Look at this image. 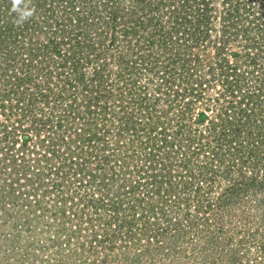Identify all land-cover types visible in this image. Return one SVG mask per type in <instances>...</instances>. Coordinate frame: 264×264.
Returning a JSON list of instances; mask_svg holds the SVG:
<instances>
[{
	"label": "rangeland",
	"instance_id": "374dc122",
	"mask_svg": "<svg viewBox=\"0 0 264 264\" xmlns=\"http://www.w3.org/2000/svg\"><path fill=\"white\" fill-rule=\"evenodd\" d=\"M163 1L164 5H157V8H154L158 0H113V7L116 6L115 9L118 13L113 18L115 30L112 33V22H110L104 0H56L49 8L47 7L48 0H22L19 8L32 13L23 19L20 12L13 11L12 0H0V25H4V21L12 15L11 20L17 25L15 27L20 34L17 37L18 44L16 47L12 45L11 39L8 37L7 44L3 45L4 49L0 50V76L2 79L10 78L12 72L15 73V76H19L28 71L23 60H21L24 59V55L20 54V52L22 53L20 37L24 32L27 36L22 37V43L28 41L33 47H40L38 45L46 41V45H48L46 62L51 57L48 66L55 70L53 67H56V62H59L60 57L58 55L63 54L68 45L74 46L75 52L80 50L79 46H75V43L79 42L82 36L76 33L75 27L77 25L69 22L68 18L78 15L96 22L85 28L83 24L82 26L78 25L81 29H77L82 32L86 31L91 42L96 43L94 44L95 52L92 49H83L81 50L82 53L76 54L75 57H78L79 61L78 70L82 71L85 77L91 75L96 63L99 61L104 63L101 83L104 89L102 87L103 92H101L99 99L107 101L109 108L113 109V112L108 113L110 118L105 119L106 123L110 125V129L102 137L104 147L108 145V148L105 147L104 150L109 156H113L112 161L108 162L107 165L113 166L112 171L117 172L116 169L119 164H116L113 158L121 157V155L123 158L126 157L123 169L119 171L117 179L107 186L108 194L103 198L99 197L97 191V179H94L93 182L95 183L89 182L93 178L90 174L94 171L98 173L95 160L81 163L83 166L80 168V164L76 165V160H61L60 157H57L62 152L69 154L68 156L71 155V159H73L79 149L73 148V143L69 144L68 149L60 142L54 146V153H57L54 154L51 161H55L54 166L60 163L61 173L46 168L45 162L38 157L43 152L47 153L46 147L51 142H58L60 138L66 139L68 135L74 137V131H71L72 127L77 132L85 126L93 127L94 130V127L98 125H94V123H100V120L96 117L90 118L86 115L87 113L81 118L66 111L61 114L59 111V108L63 107V103L72 101L74 104L78 103V108H82L83 103H85L84 99L88 98L87 101H89L91 98L89 91L84 90L80 83L76 84L74 89L66 88L68 91H65V96L59 100L55 99L60 106L57 105L52 111L50 110L51 106L49 107L50 104L46 105V98H44L43 105V100L38 98L39 94L38 96L34 94L37 91L46 93L47 84L54 91L56 88L53 86L55 81L61 85L63 83L62 76L68 69L66 64L59 69L56 68L57 71L63 70L61 78L57 80H46L41 75L40 77H33L31 81L27 82V85H21L17 89V93H14L17 96L20 95L18 101L22 102L23 94L33 93L32 96L30 95L35 98L33 112L39 113L37 108L41 107L40 113L45 118L47 116L49 121L45 122L42 127L41 124L43 123L40 121L31 119L27 115L26 117L21 116L23 127H26L29 124V119H31L35 123L34 127H39L38 130H34V127L30 128L31 130H26L30 139L24 147H22L23 145L17 138L18 134H16L17 140L11 148H7L5 151L0 149V264H264V165L262 163L264 153H260L259 149H256L259 152L258 161L252 164L248 163L247 160L240 162L233 156L235 152L233 149H230L233 154L227 151V145L231 146V142H227L228 139L222 145H218L216 140L210 139L209 149L207 147L204 149L203 157L192 158L187 169L179 168L177 164L181 158L180 155L183 156L187 148H192L198 143L203 144L208 139L204 140V138L197 137L200 134L197 132V128L200 130L203 127H200V124H198L199 126L193 124L190 119L186 118L188 115L179 119L175 107H168L166 111L167 102L161 98L155 105L156 111L160 108L163 111L161 114H155L160 116L159 119L163 121L162 125L164 124L167 130L172 129V131L168 133L167 145L163 146L158 139L155 140V146H158L159 151L157 156L171 149L168 177H164V171L160 167L155 169L159 177L157 184L161 185L159 195L157 192H153V188L150 187L151 185L148 183L150 178L139 172L142 163V150L138 148V144L145 139L142 134L143 130L140 128V123L145 121L144 114H140L142 111L138 113L134 107L126 102H129L130 94H138L139 85L146 84L149 92L154 89L153 84L156 83L159 76L156 74L164 71L162 65H165L168 60L166 58L168 54L165 53L168 52V49L174 51L175 37H180V33L174 34L172 24L175 22L168 12V4L181 3L182 0ZM139 3H143V11L144 13L147 12L143 16L148 15L150 19L146 20L142 27L136 26L135 34H132L133 32L128 27V25L131 26L132 22L129 21L137 17L139 21L142 18ZM262 4L264 5V0H251L246 2L245 6L242 5V1L208 0L209 15L206 22L208 29L206 42L195 44L192 47L187 40L185 43L188 45L183 47L182 51V53H190L198 57L200 67L197 68L196 75L207 73L206 67L208 61L212 60L214 44H220L224 41L222 51L225 52L228 61L232 62V53L239 52L241 55L237 57L240 65L237 66L236 73H238V77L240 75L245 77V83H242L240 78L237 85L241 84V89L244 87L248 90L254 89V81L259 82L255 75H262L260 68L263 69L264 66L254 67L251 76L249 73L246 74L245 71L251 68L247 65L248 59L244 56V51L248 48L245 49L243 46L245 43H249V40H255L250 44H258L257 42H259L256 40L259 39L264 29L261 26L264 17ZM148 9L149 12L146 11ZM248 13H252L255 18L247 15ZM261 15L262 18H260ZM96 19L98 20L96 21ZM257 22H261L258 29L256 28ZM23 25H26L27 28H23ZM122 26L128 28L126 36H122L120 31ZM221 26L227 29L224 36L221 33ZM174 27L178 26L174 25ZM170 33L172 39L170 41L165 40L167 41L166 46L160 45V35ZM150 34H154L152 37L154 39L152 45L154 54L151 58L156 59V64L154 63L153 69L149 70L147 69L148 66L146 67L142 62H139L134 65L136 69L130 70L135 71L133 76H128L130 75L129 71H125L123 77H118L122 74L117 72V54L121 50L124 51L123 47L129 46L131 49L127 60L131 62L130 60L135 57V49L133 48L140 44L143 45L140 50L147 54L148 35ZM182 39L187 38L176 39L177 43L182 42ZM50 40L57 46L58 50L51 51ZM98 49L102 54L99 55L98 61H95L91 54L92 52L96 54ZM249 49L253 51L252 48ZM52 52L57 56H47ZM7 55H11L12 59H5ZM87 58L90 59L88 62L85 60ZM36 59L37 57L31 58V63ZM258 61L261 62L262 59L258 58ZM8 64L9 66H7ZM151 64L152 62L149 63V66ZM28 67L32 68L30 65ZM169 67L167 64L166 69ZM155 71L158 72L155 74ZM183 72L184 75L186 71L183 69ZM195 74L192 78H196ZM223 76L224 73L220 72L218 67H214V73L209 76L207 85L202 91L203 98L213 96V93H218L220 89H223L219 82ZM233 78L232 75L227 77L231 83ZM218 88L219 90H217ZM224 94H226V99L223 101L225 104L230 97L227 93ZM238 95V92L235 93L232 97L233 100L236 101ZM51 98L50 96L47 97L49 101H52ZM82 99L83 101L80 102ZM120 100H123V106L126 109L128 107L135 109L132 114L134 117L131 118L136 129L135 134L129 128L119 135L116 134L119 120L117 114L113 116L112 113L116 112L117 102ZM204 103V101L200 105L195 103L191 114L199 111L201 106L205 108ZM262 104L264 105V102ZM13 105L19 109L14 106L16 112L13 111L14 116L11 115V119L18 117L19 115L16 113L21 110V106L17 102ZM210 108L206 110L208 115L213 116L214 113L218 112L216 106L212 105ZM257 108L254 110L256 111ZM259 113L263 115L264 108L255 113L251 124L241 129V136H239L238 141H242L240 142L242 145L240 152L243 156L248 148L245 147L246 144L249 145L251 142L258 141L259 131H264V121L258 116ZM58 115H64L60 118V127L55 123ZM237 117L235 116V122H237ZM5 123H8V119L5 115L0 114V139L3 138L1 130L2 124ZM175 129L179 130L176 131ZM98 131L101 132V130ZM18 133L22 135L23 132L19 131ZM116 138H118L117 141H115ZM114 142L122 144L120 151ZM258 144L254 145L258 147ZM123 145L126 151H124ZM93 147L95 150L103 151L99 142L98 144L95 143ZM86 148L84 144L82 149L85 150ZM21 153L24 155L23 168H18L14 172L8 159L12 156L16 162H22ZM235 155L237 154L235 153ZM34 156H38L37 161L32 160ZM200 162L205 163V167L201 168ZM72 167L73 171L70 170ZM37 170L42 172L40 180L31 178V181H27L26 176L32 177V173L36 174L35 171ZM102 171L105 170L100 169V173ZM148 173L147 175H149ZM251 176L256 178L257 183L247 188V181ZM102 178H105L103 179L105 182L108 176H102ZM133 180L139 181L137 183L140 185L132 192L130 191V184L133 183ZM61 181H63V187H59V190L70 195L65 199L66 204L63 206L65 213L63 214L56 204V200H58L62 206V200L58 194L60 192L56 187L54 188L55 184ZM238 183L243 185V189L232 191L229 188L232 184L238 185ZM180 186H183L184 189ZM165 188L168 190L164 191ZM91 192L97 194L96 197L92 196L96 200L97 208L92 205L93 201L88 198ZM182 193H186V196H182L184 195ZM136 195L140 196L139 204L136 203V198H133ZM107 200L109 204L107 205L106 202L105 205ZM111 201L129 206L135 204V206L132 208L122 206V208L115 210L111 206ZM115 203L114 205H116ZM71 206L73 208H70ZM122 219L124 221L132 220L136 224H131L129 228L124 224V226L117 227V224L123 222Z\"/></svg>",
	"mask_w": 264,
	"mask_h": 264
},
{
	"label": "trees",
	"instance_id": "16d2710c",
	"mask_svg": "<svg viewBox=\"0 0 264 264\" xmlns=\"http://www.w3.org/2000/svg\"><path fill=\"white\" fill-rule=\"evenodd\" d=\"M49 4L47 3V7L49 8V6L52 5L53 2H55L56 0H48ZM191 1V3L189 2ZM236 2L238 1H242V5L245 6L246 2H250L251 0H235ZM105 2V6H107V13L110 16V22H112V27L113 25V18H115L117 16L118 11L115 9L114 4L112 3L113 0H104ZM195 2V3H194ZM139 11L142 13H140V15L142 16V20L140 19L139 21L137 20V18L130 20L129 22L131 23V26L128 25L129 30L131 32H133L132 34H135V30H137L136 26L142 27V25L144 24V22L146 20H149L150 18L148 17V15H146L145 17L143 16L144 14H146L147 12L144 13V6H142L141 3H139ZM156 4V3H155ZM154 4V5H155ZM164 1L163 0H158L157 5H164ZM168 12H170V17H172L173 19V31L174 34H176L177 32L180 33V37H175V46H174V51H170L169 49L166 51L168 54L167 55V62L165 63L163 70L164 71H160L159 73H157L158 71H155L156 75L158 76V79L156 81L155 84H153V88L151 92H149L147 90L148 87H146V84L144 85H139L138 86V94H130L129 96V102H126L127 104L131 105L132 107H134L136 109V111H142V113L140 112V114H144V122L140 123L141 126V130L142 134L144 135L145 139L144 141H140V143L138 144V148L140 150H142V163L140 164V171L142 173L143 176H147L149 179L148 183H150V187L153 188V192H157L159 195V186L157 184V182L159 181V177L155 171V169L157 167H160V169L162 171H164L163 173L165 174L164 177H168V174L170 172V167L169 165L171 164L169 161V155L171 153V149L168 151H163L164 153L160 154L159 156H157V152L158 151V146H155V140L158 139V141L161 142V144L164 146L165 144L167 145L168 143V133H170L172 131L171 130H167V127L163 124L162 125V120L159 119L160 116H157V114L155 113H159L161 114L163 109L160 108V110L156 111V103H158V101L162 98L164 99L166 102V111L168 107H175L177 115L179 117V119L181 118H185L187 115L188 119H190V121L195 124L196 126H199L198 124H200V127H203V129L198 130L199 128H197V132L200 133L197 137L199 138H204L208 139L206 140L203 144L202 143H198V145H195L192 148H187V151H185L186 153L182 156L180 155V159L179 162L177 164V166H179V168H188L190 166L191 163V159L195 158V157H203V153H205V148L209 147V140L213 139L216 140L218 142V145H222L223 142H231V146L227 145V151H230V149H233L234 152V157L237 158L236 160L240 161V162H247L248 163H255L256 161L259 160V152L257 151L259 149L260 153H264V131H259L260 134H258V141H254L255 143L251 142L249 143V145L246 144V154H244V156L242 155V153L240 152V149L242 148L240 145V142L242 141H238L240 133H241V129L245 128L247 125L251 124L255 113L259 112V110L261 108H264V105L262 104V102H264V68H260V72L263 73L260 76H256V78L259 79V82H255V85H253L254 89L248 90L246 87L241 89V84L237 85L238 79L241 80L242 83H245V77H243V75H240L239 77L237 76L238 73H236V68L237 66H239L240 64L237 61V57H240L241 55H239V52H235L232 53L231 55L232 57V62L228 61L226 56H225V52L222 51V48H224V41H222V43H217L214 44V51L212 53V57H211V61H208L207 63V67L206 69L208 70L206 74H202V73H198L200 75H196V71L198 70L197 68L200 67L199 63H198V57L194 54H190V53H182L183 51V47H187L188 43H185L187 40H189L190 44L192 47L195 46V44H204L205 38L207 36V27H206V22L208 20V0H182V2L177 3V4H168ZM263 5V4H262ZM153 6V5H152ZM249 6V5H248ZM264 6V5H263ZM181 9V11H179ZM48 10V9H46ZM78 10V9H77ZM183 10V11H182ZM146 11H150L149 9ZM133 12V11H131ZM249 16H251L252 18L254 17V15L251 14H247ZM192 16H194L192 18ZM12 15H10L8 17L7 20L4 21V25H0V50L4 49L3 45H6V41H8V37H10V42L12 43V45H14L15 47L18 44V36L20 34H18V30H17V25H15V23L11 20ZM255 18V17H254ZM260 18H262V15L260 16ZM98 19H96L97 21ZM101 20V18H100ZM104 22H106V20L102 19ZM69 22H72L73 24L77 25L76 28V33H78L79 35H81V39L80 41L75 43V46H79L78 51H74V46L72 45H68V47L66 48V50L63 52V54L58 55L59 58V62H56L57 65L55 68V70L51 69L52 67L48 66L49 62L51 61V57L50 59H48V61L46 62V52L48 49V45H46V41L41 43V45H38L40 47H33V45L30 42H25L22 43V37L27 36V34L24 32L20 37V46L22 49V53L20 52V54L24 55V59L23 60V64L26 66V73L23 72V74H20L19 76H15V73L12 72V75L14 76L12 78V75H10V78H4L2 79V76H0V114L5 115L6 119H8V123L2 124V130L1 133L3 135V138L0 139V149H3L5 151V149H9L13 146V143L17 140L16 139V134H18V140L19 142L23 145L22 147H24L25 144H27V142L30 139V135L27 134L26 130L30 129L32 127H34V121L31 119H36L38 121H40L41 126L43 127L45 122L47 123V121H49V118L46 116V118L44 117L43 114H41V107L37 108L39 113H34V103H35V98H32V94L33 93H26L23 94L22 96V102L18 101V99L20 98V95H15L14 93H17V89L20 88L21 85H27L28 81H31V79L35 76L40 77L41 75L44 77V79L46 80H51V79H59L61 78V74L63 73V70L57 71V69L63 67L65 64L68 65V69L66 71V73L64 72V76H62L63 79H61L63 81V83L61 85H58V82L55 81L54 85L56 88L54 89V91L52 90V88L50 89V87H48V84L46 85V93H42V91H37V93H34L35 95L38 96L39 99L43 100V105H44V98H46V105L50 104L49 107L51 106L50 110H54V108L58 105L60 106L56 100H59V98H63L65 96V91L69 88H73L74 86H76V84L80 83L81 87L85 89H87L89 91V96L91 97L88 100V98L85 100L83 103V107L82 108H78V103L74 104L72 101L69 103H63V107L57 109L59 111H61V114H64V112L66 111L67 113H71L73 116L76 117H83L86 115L90 116V118H99L100 123H94L98 124L96 127H94L95 129L93 130V127H83L81 129H79L80 133H78L77 131H75L74 127L71 128V131H74V137H70V135L67 136V138H60V140L58 142H51L50 145H48L46 147L47 153H41V155L38 156H34L33 157V161H37V157L39 159H42L45 164H46V168L48 167L49 170H55L56 172H60V166L58 163L57 166H54V162L55 161H51V159L54 157V154H56L57 152L54 153L55 148L54 146H56V143H61L62 145L66 146V149L69 148V144L73 143V148H79L76 151V154L74 156L73 159L72 156H68L69 154H65V153H60L57 155V157L61 160H76V165L80 164V168H82L83 165H81V163H84L86 161H93L95 160L96 162V169L98 171L97 172H93L92 177L89 182L90 183H95L93 182L94 179H97L96 184L98 185L97 187V191L99 194L100 198H103L105 196H107L108 194V188L107 186L110 185L111 183H113L116 179H117V175L119 174V171L121 169H123V165L126 162V157L123 158L122 155L121 157H115L113 158V161L116 162V164H119L118 168L116 169L117 172L112 171L113 170V166H109L107 165L108 162L112 161V155H108V153L104 150L105 147L108 148V145H105L104 147V141L103 138L105 136V133L108 132V130L110 129L108 125V123H106L105 119L106 118H110V116L108 115V113H110L113 109L109 108V104H107V101H101L99 98L101 96V92H103L102 87L104 89V86H101L102 83V78H103V73L102 70L104 69V63L99 61V63H96V65H94L95 67H93V70L91 72V75L89 76H84V73L82 71L78 70V65H79V61H78V57H75V55L77 54H81V50L83 49H92V51L95 52L94 49V44H96L95 42L92 43L91 40L87 37L86 31H79L77 30L78 25L83 24L84 28L85 27H89L92 24H95L96 22H94L92 19L87 20L86 17L84 16H78L75 15L74 17H69L68 18ZM138 22V23H137ZM125 23H127V21H125ZM137 23V24H135ZM261 22H257L256 24V28L258 29V25ZM140 24V25H139ZM223 24V23H222ZM178 26V27H174ZM262 28H264V17H263V21H262ZM23 28H27L26 25L22 26ZM221 33L224 36L225 32L227 33V29H225L224 26H221ZM81 29V28H80ZM114 27L111 28L112 33L114 32ZM120 31L122 32V36H126V33H128V28L125 26L120 27ZM244 32V30L242 31V33ZM12 33V34H11ZM162 34V33H161ZM230 34V33H229ZM154 34H150L148 35V43H147V49H148V53L145 54L143 51H141L140 49L143 48V45H135V47L133 49H135V57L134 59L132 58L129 62L127 60V56H129V51H130V47L126 46L123 47L124 51L121 50L117 56H116V64H117V72L118 74H122L119 75L118 77H123L124 76V72L125 71H129L130 75L128 76H133L132 74H134L135 71H130L132 70V68H135L134 65L138 64L139 62H142L144 64V66L146 65L147 69L152 70L153 67L156 64V59L155 58H151L152 54H154L152 52V45H153V37ZM30 36V35H29ZM167 36V37H166ZM182 37H186L187 39H182V42L177 43V40L179 38ZM158 38V37H157ZM167 38V39H166ZM7 39V40H6ZM26 39V38H24ZM159 39H161V41L159 42L160 45L162 44V46H166V42L170 41L172 39V34H167V35H160ZM177 39V40H176ZM69 40V39H68ZM167 40V41H165ZM158 41V40H157ZM252 41L255 40H249V43H245L244 44V48L248 50L244 51V56L246 59H248L247 61V65L251 68L250 70L248 69V71H245V73H249V75L251 76V74L253 75V68L254 67H260V65L264 66V29H263V33L260 34L259 39H257L256 41L258 44H254L251 43ZM50 43V49L51 51H56L58 50L57 46H55V44H53L51 42V40L49 41ZM81 45V46H80ZM19 46V47H20ZM203 46V45H202ZM165 48V47H164ZM249 48H252L253 51H251ZM68 49V50H67ZM19 50V48H18ZM99 50V49H98ZM181 51V52H180ZM92 52V57L93 60L95 59V61H98L99 59V55L102 54V52L99 50L96 54ZM95 54V55H94ZM134 54V53H133ZM57 56L55 55L53 52L52 54L49 53L47 54V56ZM184 55H186L184 57ZM29 56V57H26ZM33 57H37L36 60H33L34 62L31 63V58ZM87 57V56H86ZM9 58L12 59L11 55H7V57H5V59L9 60ZM151 58V59H150ZM258 58H261L262 61H258ZM29 59V60H28ZM27 60L29 61L27 63ZM87 62L90 60L89 58L85 59ZM26 62V64H25ZM151 66H149V63H151ZM212 62V63H211ZM46 63V65H45ZM155 63V64H154ZM186 63V64H185ZM53 64V63H52ZM167 64L170 66L169 69H166ZM185 64V66H184ZM31 66L32 68H29L28 66ZM131 65V66H130ZM9 66V64L7 65ZM58 66V67H57ZM178 66V68H177ZM194 69H191L192 67ZM214 67H218L220 72L224 73L223 78L221 77L220 79V83L223 87V89H220V91H218V93H213V96H208V97H204L202 96V91L204 90L205 86L207 85V79L209 78L210 75H213L214 73ZM57 68V69H56ZM177 68V69H176ZM136 69V68H135ZM146 69V68H145ZM183 69L186 71L185 74L183 75ZM78 70V71H77ZM2 68H1V72H2ZM34 71V72H33ZM32 72V73H31ZM189 72V73H188ZM184 73V72H183ZM259 73V74H261ZM194 74L196 75V78H192L194 77ZM34 75V76H33ZM70 75H72V77H70ZM233 76V81L231 83V81H229L227 79V77L229 76ZM105 76V75H104ZM207 76V77H206ZM236 76V78H235ZM85 77V78H84ZM106 77V76H105ZM260 77V78H259ZM232 79V78H229ZM88 80V81H87ZM263 80V81H262ZM155 82V81H154ZM234 83V84H233ZM35 84V83H34ZM58 85V86H57ZM67 88V89H66ZM101 88V89H100ZM23 90V89H22ZM136 90V89H135ZM219 90V88L217 89ZM68 91V90H67ZM145 91V92H144ZM50 92V93H49ZM122 92V91H121ZM239 93V95L236 98V101L233 100L232 97H234L235 93ZM93 93V95H92ZM229 95L230 99L228 101L225 102V104L223 103V101L226 99V94ZM52 94V95H51ZM121 94V93H120ZM28 95V96H27ZM31 95V96H30ZM55 95V96H54ZM50 96L52 97V101H49L47 99V97ZM57 96V98H55ZM69 96V95H68ZM211 99H208V98ZM222 97V99H220ZM56 99V100H55ZM152 100V101H149ZM83 99L80 101L82 102ZM87 101V102H86ZM123 100L118 101V106L116 109L115 113H112L113 116L114 114H117V119L119 120V124H118V128L116 130V134L119 135L121 132H123L124 130L128 129L135 134L136 133V129L134 126V123L132 124L131 122V118L134 117L132 114L135 111V109H133L132 107H128L127 109L125 108V106H123ZM204 103V107L201 106V109L199 111H196L194 114H191V111L193 110V105L195 103L197 104H202V102ZM19 104L21 106V110L19 112H17L16 114L19 115L18 117H13V119H11V115L14 116L13 111L16 112L14 106V103ZM62 103V101H61ZM260 103V104H259ZM259 104V105H258ZM42 105V106H43ZM62 105V104H61ZM134 105V106H133ZM216 106L218 109V112L214 113L213 116H210L206 113V110L208 108H210V106ZM16 107V106H15ZM164 107V108H165ZM258 107V108H257ZM17 108V107H16ZM257 108V110L255 111L254 109ZM19 109V107L17 108ZM211 109V108H210ZM255 111V112H254ZM33 112V113H32ZM113 112V111H112ZM187 113V114H186ZM216 114V115H215ZM26 115L31 118L28 119L29 124L26 127H23L22 125V120L21 116L26 117ZM31 115V116H29ZM108 115V116H107ZM62 116L64 115H58V117H56V121L55 123L57 124L58 127H60V118H62ZM235 116L237 117V122L234 121V119L236 120ZM260 118L263 119L264 121V114L262 115V113L258 115ZM104 119V121H103ZM103 121V122H101ZM235 122V123H233ZM110 124V123H109ZM139 124V123H138ZM39 127H34L33 129H37L38 130ZM87 128V130L84 131V129ZM69 129V128H67ZM31 130V129H30ZM92 130V131H91ZM98 130H101V132H99ZM176 130V129H175ZM174 130V131H175ZM179 130V129H177ZM176 130V131H177ZM261 130V129H260ZM19 131H21L22 135H19ZM234 131V132H233ZM25 132V133H24ZM86 132V133H85ZM71 133V132H69ZM33 137L35 138V135H33ZM83 137V138H82ZM22 138V139H21ZM65 139V141H64ZM118 138L115 139V141H117ZM193 140V139H192ZM234 140V141H232ZM2 142V143H1ZM4 142V143H3ZM85 142V143H84ZM98 142L100 143V145L103 147V151H99L97 152L95 150V147H93L96 144H98ZM115 143V142H114ZM259 143V144H258ZM86 145V149L83 150L82 146ZM225 144V143H224ZM254 144H258V147L255 146ZM115 145L118 146L119 151H120V147L122 146V144H118V142L115 143ZM260 146V147H259ZM125 146L123 145V149L124 151ZM254 147V148H252ZM59 148V147H58ZM72 148V147H71ZM209 149V148H208ZM257 149V150H256ZM122 150V149H121ZM45 151V150H43ZM70 152H72L71 150H69ZM118 151V152H119ZM123 151V150H122ZM121 151V153H122ZM233 151H230L231 154H233ZM106 152V153H105ZM235 153L237 155H235ZM200 154H202L200 156ZM37 155V154H36ZM60 155V156H59ZM162 155V156H161ZM237 156V157H236ZM24 155L23 153H21V157L20 159H22V162L18 161L16 162L15 159L11 156L10 159H8L9 164L12 166V169L14 170V172L16 170H18V168H23V164H24ZM77 158V159H76ZM83 159V160H82ZM39 161V160H38ZM118 162V163H117ZM113 163V162H112ZM201 163V168L205 167V163L200 162ZM263 165H264V160L262 161ZM65 164V163H64ZM67 164V163H66ZM114 164V163H113ZM204 164V165H203ZM75 165V166H76ZM105 166H107L105 168ZM78 167V166H77ZM76 167V168H77ZM80 168H78L80 170ZM108 168V169H107ZM100 169H103L105 171H102L100 173ZM71 171H73V167L70 169ZM75 170V169H74ZM54 171V172H55ZM35 173H32V177L30 175H27L26 177L28 178L27 181H31V178H36L38 181L40 180V175L42 172L40 171H35ZM55 172V173H56ZM149 172V173H148ZM61 173V172H60ZM91 173V172H90ZM147 173L149 175H147ZM57 174V173H56ZM102 176H108V178L106 179L107 181H103ZM97 177V178H95ZM124 180H126L125 178H123ZM168 180V179H167ZM88 182V183H89ZM139 181L133 180V185L130 184V191H134L136 190L137 186H139L140 184L137 183ZM249 182V183H248ZM257 180L256 178H254L253 176H251V178H249V181H247V185L246 187L249 188L250 186H252L253 184H256ZM260 185V182L258 183ZM243 185H241L240 183L237 184H232L231 187H229L232 191H239L242 188ZM56 187V189H58V191L60 193L59 194V198H61L62 200V206L60 204V201L56 200V204L58 206V208H60L61 214L65 213L63 206H65V199L70 196L67 195L66 192H64L63 190H59V187H63V181L59 182L58 184H55L54 188ZM182 189H184L183 186H180ZM52 188V186H51ZM152 190V189H151ZM167 191L168 189L165 188L164 191ZM185 192V191H184ZM184 195L182 196H186V193H182ZM92 196H97V194H95L94 192H91V194H89L88 198L93 201L92 205H95V207L97 208L96 200L94 199V197ZM143 196V194H142ZM181 197V196H180ZM136 203L139 204L140 201V196L136 195ZM88 199V201H89ZM109 204L108 200L105 201V205ZM111 206L113 209H119L122 208V206L124 208H132L135 206V204H131L130 206L128 204L122 205L121 204H117L113 201H111ZM114 203L116 205H114ZM117 206V207H116ZM55 208V207H54ZM57 208V207H56ZM70 208H73L72 206ZM152 208V207H151ZM55 212V210H54ZM73 212H75L73 210ZM133 214V213H131ZM72 215V214H71ZM264 216V214H263ZM72 217V216H71ZM67 218V217H66ZM133 219V218H132ZM123 222H120L119 224H117V227L122 226L123 224L126 225L127 228L130 227L131 224H136L135 222H133L132 220H126L124 221V219H122ZM134 220V219H133ZM123 225V226H124ZM125 227V229H127Z\"/></svg>",
	"mask_w": 264,
	"mask_h": 264
},
{
	"label": "clouds",
	"instance_id": "9594fccd",
	"mask_svg": "<svg viewBox=\"0 0 264 264\" xmlns=\"http://www.w3.org/2000/svg\"><path fill=\"white\" fill-rule=\"evenodd\" d=\"M21 3H22V0H12V9H13V11L20 12L21 18L23 19V18L30 16L32 13L30 11H27V10H21L19 8Z\"/></svg>",
	"mask_w": 264,
	"mask_h": 264
}]
</instances>
